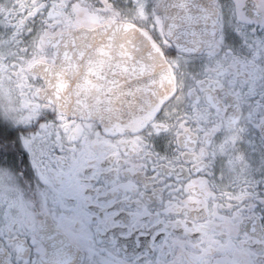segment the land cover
Masks as SVG:
<instances>
[{"label": "snow or ice", "instance_id": "snow-or-ice-1", "mask_svg": "<svg viewBox=\"0 0 264 264\" xmlns=\"http://www.w3.org/2000/svg\"><path fill=\"white\" fill-rule=\"evenodd\" d=\"M0 264H264V0H0Z\"/></svg>", "mask_w": 264, "mask_h": 264}]
</instances>
